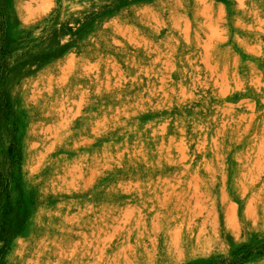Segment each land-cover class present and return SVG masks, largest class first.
Listing matches in <instances>:
<instances>
[{
	"label": "rangeland",
	"instance_id": "rangeland-1",
	"mask_svg": "<svg viewBox=\"0 0 264 264\" xmlns=\"http://www.w3.org/2000/svg\"><path fill=\"white\" fill-rule=\"evenodd\" d=\"M0 264H264V0H0Z\"/></svg>",
	"mask_w": 264,
	"mask_h": 264
}]
</instances>
